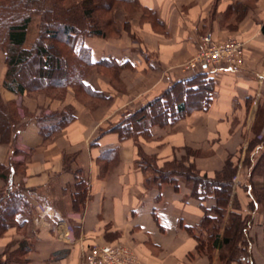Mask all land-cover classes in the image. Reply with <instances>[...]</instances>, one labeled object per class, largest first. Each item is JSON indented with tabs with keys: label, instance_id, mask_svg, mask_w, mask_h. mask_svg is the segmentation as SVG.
I'll return each instance as SVG.
<instances>
[{
	"label": "crops",
	"instance_id": "0c3cea01",
	"mask_svg": "<svg viewBox=\"0 0 264 264\" xmlns=\"http://www.w3.org/2000/svg\"><path fill=\"white\" fill-rule=\"evenodd\" d=\"M138 2L152 9L159 21L131 20L130 33L122 30L117 40L96 36L83 40L93 62L107 58L119 66L112 80L96 71L87 78L104 97L81 102L69 89L61 100L32 98L27 92L0 88L4 101L19 99L27 112L20 131L0 141V165L18 167L12 181L27 190L32 205L31 216L17 214L18 225L8 232L16 237L12 249L20 241L30 243L23 254L27 258L10 264H83L93 246L107 244L127 247L132 264H222L216 253L221 237L208 256L197 251L193 236L202 216L201 203L210 208L214 198L196 199L183 180L176 187L147 185L135 163L136 143L156 153L160 161L179 155L184 147L196 150L206 144L191 161L202 173L212 175L229 153L239 148L242 155L254 133L264 131V0ZM115 18L122 28L124 19L116 13ZM206 33L217 43L234 38L242 44L235 61L207 67L213 91L209 107L202 110L186 103V113L172 123L154 124L147 135L121 139L110 127L122 113L169 89L179 91L176 81L201 70L189 63L202 48ZM131 34L138 43L133 44ZM2 78L3 72L0 83ZM66 107L73 119L44 136L35 120L41 109L48 114ZM77 174L84 186L77 183ZM3 184L0 177V187ZM261 203L251 213L254 222L248 236L254 242L249 264H264ZM20 227L22 231L16 232Z\"/></svg>",
	"mask_w": 264,
	"mask_h": 264
},
{
	"label": "trees",
	"instance_id": "16d2710c",
	"mask_svg": "<svg viewBox=\"0 0 264 264\" xmlns=\"http://www.w3.org/2000/svg\"><path fill=\"white\" fill-rule=\"evenodd\" d=\"M122 1L130 0H0V54L2 55L0 64L5 67L2 87L15 94H23L30 91L28 84L32 83V89L35 90L48 91L55 87L65 93L67 87H71L75 90V96L82 92L89 98L104 97L102 92L95 90L87 82V78L95 70L94 68L102 66L119 68V66L112 59L107 58L93 62L90 49L84 45L83 40L85 37H107L104 27L114 21L111 13L113 3ZM133 1L139 4L138 0ZM140 7L152 17V23L159 21L152 9L142 5ZM105 14H109V18ZM33 15L40 17L39 33L35 40L28 44L27 33ZM112 28L117 35L119 27L114 23ZM30 64L34 72L32 77L28 78L23 72L24 67ZM174 84L180 87L179 91L172 89L169 91V89L146 104L125 111L121 120L111 126V130L117 131L121 139L136 138L139 134L147 135L149 128L154 124H169L183 116L186 113L183 111L186 103H194L202 110L209 107L213 91L211 78L206 69L194 72ZM17 109L18 106L14 101H4L0 95V141H6L12 133L17 134L23 126L24 122L21 121ZM29 119H32V115H29ZM72 119L73 115L69 107L48 114L42 108L40 114L35 117L40 132L46 137L59 131ZM260 143L264 156V137ZM136 145L138 159L135 163L144 173L147 185L168 183L176 187L178 181L183 180L190 188V194L196 199L202 201L204 197L214 198L215 204L210 208H206L201 203L202 216L196 225L197 234L193 233L197 241V251L208 256L212 255L217 245L220 223L226 216L225 233L218 245L225 249L218 258L226 262L244 261L248 264L249 217L239 210H233L232 205L229 208L232 173L228 171V165L226 167L225 164V168L218 171L214 178L198 173L193 164L186 165L185 160L182 159L173 158L163 167L151 166L152 161L149 160L151 158L144 155L138 143ZM259 158L261 155L257 161ZM261 159L260 163L263 162L264 166V157ZM15 166V164L9 167L0 165V177L4 181L0 187V233L9 224L18 225L15 217L17 214L29 217L32 214V205L20 184L12 181L13 174L17 171ZM77 181L81 186L85 185V181L78 177V174ZM246 189L251 206L254 207L257 203L252 196V190L256 191L259 201H264V179L260 186L253 182L247 183ZM236 232L242 234L239 244L234 241ZM29 249L30 243L23 241L12 253L23 255ZM239 251L242 252L241 257L238 256ZM1 264L6 262L3 261Z\"/></svg>",
	"mask_w": 264,
	"mask_h": 264
},
{
	"label": "rangeland",
	"instance_id": "374dc122",
	"mask_svg": "<svg viewBox=\"0 0 264 264\" xmlns=\"http://www.w3.org/2000/svg\"><path fill=\"white\" fill-rule=\"evenodd\" d=\"M112 16H113V23H108L105 27L104 30H106L108 36L107 37H99L101 39H106V40H117L120 36H121V32L122 30H126L128 33H130L128 31L129 28V24L130 21L135 20V22L142 24L143 22H151V18L150 16H148L143 9L140 7V4L136 3L133 0L130 1H122L120 3H113V10H111ZM115 13L116 14H120V16L124 19L123 24H122V28L119 26V23L117 21V19L115 18ZM106 17L109 18V14H105ZM150 17V18H149ZM40 17L38 15H33L32 20L29 24V31L27 33V43L31 44L37 34L39 33V29H38V21H39ZM116 24L119 27V32L116 35L114 33V31L112 30V25ZM207 34V33H206ZM204 34V35H206ZM203 35V36H204ZM202 36V37H203ZM131 39L133 44H136V42L138 43V39L137 36H133L131 34ZM62 45V44H61ZM62 47H64V45H62ZM2 55L0 54V61H1ZM197 66V65H195ZM1 67L3 69H1ZM198 67V66H197ZM96 72H103V74L105 76H107L110 80H112V78L116 77V72L118 70V68H112V67H100V68H94ZM103 69V71H102ZM1 72H5V67L2 66L0 64V74ZM33 67L32 64L30 65H26L24 67V75L25 77L31 78L33 75ZM93 73V72H92ZM3 79V78H2ZM2 87V81L0 83V88ZM28 89L30 91L27 92L26 95H28L29 97H36L38 95H43L44 97H48L51 99H63L65 93H62L64 91H61L57 88H52L48 91H41V90H35L32 89V83L28 84ZM71 91H75L74 89H72L71 87H67L66 91L68 90ZM77 91V90H76ZM79 91H82L79 89ZM64 94V95H63ZM75 95V92H74ZM77 100H80L81 102H87L88 98L87 96L83 95L82 92H79L76 96ZM89 99H94V98H89ZM95 100H91L89 103H94ZM14 103L18 106V113L20 115L21 118H23V116H25V114H27V112L25 111V108H23L21 101L18 99L14 100ZM127 112V111H126ZM125 113V112H124ZM123 116V113L121 114L120 118L118 119L121 120ZM111 128V127H110ZM138 137V136H137ZM264 137V131H260V133L255 132L254 136H252L251 140L249 141L248 146L246 147V149L243 151L244 153L241 155V152H239V148L234 152V153H229L227 155V157L225 158L221 168L217 171H214V173L212 175H207L206 173H202L197 166L195 165V163L193 162V160L191 161V157H197L200 156L202 154V150L205 148V146H207L206 144L201 145V148L199 149H193V148H188V147H184L182 149V152L179 155H174L172 156V158H170L169 160H163L160 161L156 155V153H151V152H146L143 150V148L140 145L141 150L144 152V155L148 158H151L149 160L152 161L151 166H157V167H163L167 162H170L171 160L176 159H182L185 160V164L186 165H194V168L198 171V173L205 175L208 178H214L216 177V174L218 171H220L221 169L225 168V164L226 167L228 165V171H230L231 177H232V190L233 188H235V192L233 193V191L231 190V195H230V204L232 205V209L233 210H239L242 212L243 215H247L249 217V222H250V227H249V231L248 234L250 232L251 226L254 222L253 217L251 216V213L253 211V209L255 210V206L253 207V205L251 206V204L249 203L250 201V196L247 193V189H246V185L247 183H255L257 186L261 185L263 183V179H264V166H263V162L260 163V159L263 158L264 156H262V149H261V143L260 140ZM203 148V149H202ZM261 155V158H259V160L257 161L258 157ZM148 160V161H149ZM262 160V159H261ZM16 167V172H18V168ZM22 169V168H21ZM21 169H19V171H21ZM150 170H148L147 173H149ZM27 190H24V194L26 196ZM255 190H252V196L255 198L257 204L261 205L260 207H262V203L261 201L258 200V196L255 193ZM263 208H264V201H263ZM226 219V216L224 217ZM223 218L222 222L220 223V228L218 230V234L217 237H222L224 232V227H225V219ZM222 227V228H221ZM13 229V225L9 224V226L3 230L0 233V243L5 241V244L0 248V264L1 262H6V264H10L11 262H18V261H24L27 257V255H21V254H13L12 252L14 251V249H12L13 245L16 243V237L11 236L8 234L9 230ZM16 232H21L22 228H18L17 230H15ZM221 233V234H220ZM8 235V236H7ZM7 236V238H5ZM234 241L236 243H240L241 239H242V234H240V232H236L234 235ZM250 239V238H249ZM221 240V238H220ZM251 242H254L252 239H250L249 242V249H250V245ZM21 243V241L19 242ZM225 249V247H220L217 246L216 247V253H217V257L218 255L221 253V251ZM239 250V249H238ZM234 252V251H233ZM238 256L241 257L242 256V252H238ZM218 260L222 263V264H245L244 261H239V263H236V261H232V262H226L224 259H219ZM247 264V263H246ZM249 264V263H248Z\"/></svg>",
	"mask_w": 264,
	"mask_h": 264
},
{
	"label": "built area",
	"instance_id": "2783aa9c",
	"mask_svg": "<svg viewBox=\"0 0 264 264\" xmlns=\"http://www.w3.org/2000/svg\"><path fill=\"white\" fill-rule=\"evenodd\" d=\"M202 48L196 53L189 66L200 69L214 67L222 60L235 61L241 54V42L228 39L222 43L214 42L210 33L202 37ZM130 250L121 244L93 246L85 255L83 264H132Z\"/></svg>",
	"mask_w": 264,
	"mask_h": 264
}]
</instances>
